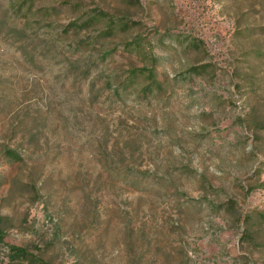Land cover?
I'll return each mask as SVG.
<instances>
[{
  "label": "rangeland",
  "instance_id": "374dc122",
  "mask_svg": "<svg viewBox=\"0 0 264 264\" xmlns=\"http://www.w3.org/2000/svg\"><path fill=\"white\" fill-rule=\"evenodd\" d=\"M63 1L36 6H54L48 20L62 26L77 16ZM80 2L128 23L108 42L117 53L107 66L122 74L142 65L119 54L137 35L159 58L164 91L89 113L82 81L48 47L32 64L15 38L0 36L4 243L46 264H264V0ZM37 19L27 53L51 35ZM188 39L204 51L185 52L179 43ZM193 66L205 72L182 76ZM106 120L110 142L116 125L150 139L136 164L168 191L118 190L99 164ZM6 148L23 161H6ZM0 264H10L2 245Z\"/></svg>",
  "mask_w": 264,
  "mask_h": 264
},
{
  "label": "trees",
  "instance_id": "16d2710c",
  "mask_svg": "<svg viewBox=\"0 0 264 264\" xmlns=\"http://www.w3.org/2000/svg\"><path fill=\"white\" fill-rule=\"evenodd\" d=\"M44 0H0V36L7 35L15 38L20 46V51L25 58H29L32 64L39 58L41 49L51 50L50 59H60L64 64L65 73H71L75 79H80L79 95L81 103L89 107V113L94 108L105 111L125 105L132 96L137 99H155L164 91L165 84L159 79V58L153 55L149 44L139 36H130L120 46V55L128 59H138L142 65H129L121 73L109 68L106 60L117 53L116 49H109L110 40L124 37L129 32L128 23L122 19L111 16L99 9L84 10L81 0H64L62 5L73 14L77 15L66 25L59 26L48 20L56 14L54 6H36V3ZM38 18L37 22L43 23L48 29L50 37L42 41V45H35L32 52L27 53L25 46L31 36L38 37V30L29 23L31 19ZM60 29V30H59ZM34 32V33H33ZM71 41L64 45L63 39ZM33 39L30 44H33ZM185 52L202 53V42L188 39L179 43ZM45 47V48H44ZM27 55V56H26ZM59 61V60H58ZM204 67H190L182 76H198L204 73ZM84 91V92H83ZM81 98V97H80ZM74 102V99L71 100ZM87 102V103H86ZM106 108V109H105ZM74 108H70L72 111ZM91 116V115H89ZM120 120V118H119ZM63 127L70 126L69 118H62ZM103 145L99 149L104 158L99 161L100 167L107 176L117 183L119 191L132 189L142 193H156L163 195L168 191L165 182L141 172L138 168L136 156L143 154V148L150 142L146 135L133 139L131 134L124 133L118 125L114 126L117 137L110 142L108 137L109 123L102 121ZM3 157L9 162H22L20 152L6 148ZM187 173V172H186ZM208 207L215 210L217 207L210 203ZM0 218V245L5 247L10 264H46L37 254H31L22 247L4 243V231Z\"/></svg>",
  "mask_w": 264,
  "mask_h": 264
}]
</instances>
